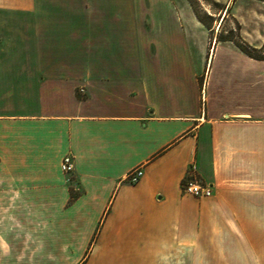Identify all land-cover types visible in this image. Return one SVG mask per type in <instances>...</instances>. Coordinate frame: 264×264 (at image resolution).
Segmentation results:
<instances>
[{"label": "crops", "instance_id": "crops-1", "mask_svg": "<svg viewBox=\"0 0 264 264\" xmlns=\"http://www.w3.org/2000/svg\"><path fill=\"white\" fill-rule=\"evenodd\" d=\"M106 4L52 17L46 0H0V264H264L255 82L208 96L175 18L143 22L129 51ZM190 173L214 225L192 223L209 197L182 192Z\"/></svg>", "mask_w": 264, "mask_h": 264}, {"label": "rangeland", "instance_id": "rangeland-1", "mask_svg": "<svg viewBox=\"0 0 264 264\" xmlns=\"http://www.w3.org/2000/svg\"><path fill=\"white\" fill-rule=\"evenodd\" d=\"M85 0H46L48 16L84 15ZM88 1V0H86ZM104 2L107 15L119 16L126 21L129 51L136 47V28L152 18H175L184 33L193 62L206 69L204 84L209 91L226 81L255 82L257 99H264V0H96ZM81 2V3H80ZM206 22L207 30L199 20ZM124 27V26H123ZM234 37L236 42L255 57L258 67L255 72L239 55L230 51L231 42L218 39ZM216 52L212 59L214 45ZM210 52H209V50ZM210 53V54H209ZM209 55V56H208ZM245 70V71H244ZM200 215L192 223L215 224L214 192L201 204ZM8 217H0V224ZM209 235L214 232H209Z\"/></svg>", "mask_w": 264, "mask_h": 264}, {"label": "built area", "instance_id": "built-area-1", "mask_svg": "<svg viewBox=\"0 0 264 264\" xmlns=\"http://www.w3.org/2000/svg\"><path fill=\"white\" fill-rule=\"evenodd\" d=\"M83 92V89H80ZM61 171L67 175H70L74 171V161L72 155H66L61 163ZM143 175L141 168L133 169L126 177V181L130 184L137 183ZM182 192L186 195L202 199L208 198L212 194V189L210 186L201 182L195 175L189 174L182 182Z\"/></svg>", "mask_w": 264, "mask_h": 264}, {"label": "trees", "instance_id": "trees-1", "mask_svg": "<svg viewBox=\"0 0 264 264\" xmlns=\"http://www.w3.org/2000/svg\"><path fill=\"white\" fill-rule=\"evenodd\" d=\"M199 21L201 22V24L203 25L204 28H206L207 30H210V28H208V26H207L205 21H203L201 19ZM217 41H220V42H231V43H233L235 45V47H237L239 50H241L248 57L255 59V57L251 56L250 53L242 46V44L236 42L234 37H226L224 39H218Z\"/></svg>", "mask_w": 264, "mask_h": 264}]
</instances>
